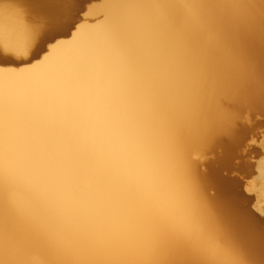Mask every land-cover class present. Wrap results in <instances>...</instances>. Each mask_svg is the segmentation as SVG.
<instances>
[{
  "label": "snow or ice",
  "instance_id": "obj_1",
  "mask_svg": "<svg viewBox=\"0 0 264 264\" xmlns=\"http://www.w3.org/2000/svg\"><path fill=\"white\" fill-rule=\"evenodd\" d=\"M96 2L3 8L0 264H264V220L200 170L245 111L264 135V0H109L85 43Z\"/></svg>",
  "mask_w": 264,
  "mask_h": 264
},
{
  "label": "rangeland",
  "instance_id": "obj_2",
  "mask_svg": "<svg viewBox=\"0 0 264 264\" xmlns=\"http://www.w3.org/2000/svg\"><path fill=\"white\" fill-rule=\"evenodd\" d=\"M102 1L103 0H100L98 3H101ZM85 11H87V5H85ZM81 19L85 23L93 20L91 19V16L85 17L84 13H81ZM238 127L243 128L248 135H246V137L242 136V143L244 144L242 147H240V149H238L236 153V159L232 162L233 166L230 164L231 166L229 165L226 168H220V174L223 177L234 180L237 183V190L239 193V199L237 200L238 204L241 205L244 210L249 212L259 225L260 221L264 220V198L261 197V194L264 190V184L262 182L264 181H262V179L259 177V171H256L255 175H253L254 166L256 169L259 168L258 164H260L262 153H264V149L260 147V140H264V135H261L259 113H253L249 114L248 116H244V118L239 121ZM258 136L259 139H257ZM248 139L250 141H255V145L251 144ZM220 152L221 150L217 149L215 152L207 154L206 157L202 158L203 161L202 159L200 160L201 172L206 173L209 166L211 164H215ZM233 168H236V170L233 171ZM208 193L213 195L214 190L211 189L208 191ZM262 196L264 197V193Z\"/></svg>",
  "mask_w": 264,
  "mask_h": 264
},
{
  "label": "bare ground",
  "instance_id": "obj_3",
  "mask_svg": "<svg viewBox=\"0 0 264 264\" xmlns=\"http://www.w3.org/2000/svg\"><path fill=\"white\" fill-rule=\"evenodd\" d=\"M109 2V0H103L101 3H94L93 4V12L91 13V21L85 23L86 25V31L83 33L81 39L82 41H84L85 43H88V42H102L104 39H105V34H104V30H105V26H106V23H107V11H106V8H105V5ZM10 3H19V4H25L26 3V0H0V18H2V15H3V8L5 6V4H10ZM231 101L228 100V99H225L223 101L224 104H227V103H230ZM255 113H258V112H255ZM249 114H253V113H249L248 111H245L243 113V118L244 116H248ZM258 118V117H257ZM253 122V121H252ZM252 132V131H251ZM253 134V133H252ZM248 135V134H246ZM251 136V135H250ZM249 140V139H248ZM241 141H242V137H241ZM250 141V140H249ZM244 144V143H242ZM257 144V143H256ZM245 147V146H244ZM217 149H220L221 152H220V155L218 156V158L216 159V162L215 164H211L208 168V171L205 173L207 176H209V182H208V185H207V194L209 190H214V194H218L217 192V189H218V183L217 181H223V182H226V183H229V184H232L236 187L237 189V183L234 181V180H231V179H227L225 177H223L221 174H220V168H226V167H222L220 164H219V161L221 160L222 158V149L220 147H216L215 150ZM240 149V148H239ZM209 152L208 154H211L213 152ZM248 150V149H247ZM240 151V150H239ZM215 158V157H214ZM206 159V158H205ZM203 161V159H202ZM240 161V160H239ZM251 161V160H250ZM252 162V161H251ZM254 162V161H253ZM241 163V162H240ZM246 163V162H245ZM258 164V163H257ZM232 165V163H231ZM230 165V166H231ZM260 165V164H258ZM233 166V165H232ZM235 166V165H234ZM230 168V167H229ZM234 169V168H233ZM236 168L233 170L235 171ZM240 170V168H239ZM231 172V171H230ZM239 173V172H238ZM242 173V172H241ZM244 174V173H243ZM258 174V172H257ZM229 176V175H228ZM235 176V175H234ZM245 176V175H244ZM249 177V176H248ZM254 177V176H253ZM260 177V175H259ZM260 179V178H259ZM257 180V179H256ZM264 181V180H262ZM251 182V181H250ZM264 184V182H262ZM254 184V183H253ZM251 185V184H250ZM255 187V186H254ZM250 188V187H248ZM247 188V189H248ZM263 188V186H262ZM240 189V188H239ZM212 192V191H211ZM264 193V190L261 194V197L264 198L262 195ZM213 194V195H214ZM210 195V194H209ZM238 199H239V196H238ZM237 199V200H238ZM241 199V198H240ZM258 201V200H257ZM246 211V210H245ZM247 212V211H246ZM249 213V212H248ZM252 216V215H251ZM253 217V216H252ZM255 219V218H254ZM255 223L257 225V227H259L257 221L255 220Z\"/></svg>",
  "mask_w": 264,
  "mask_h": 264
},
{
  "label": "water",
  "instance_id": "obj_4",
  "mask_svg": "<svg viewBox=\"0 0 264 264\" xmlns=\"http://www.w3.org/2000/svg\"><path fill=\"white\" fill-rule=\"evenodd\" d=\"M98 1H100V0H98Z\"/></svg>",
  "mask_w": 264,
  "mask_h": 264
}]
</instances>
